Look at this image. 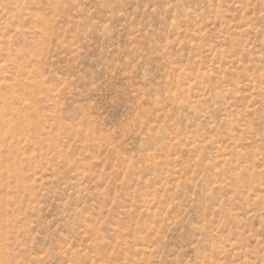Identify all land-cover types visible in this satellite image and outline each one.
<instances>
[{
    "label": "rangeland",
    "instance_id": "1",
    "mask_svg": "<svg viewBox=\"0 0 264 264\" xmlns=\"http://www.w3.org/2000/svg\"><path fill=\"white\" fill-rule=\"evenodd\" d=\"M0 264H264V0H0Z\"/></svg>",
    "mask_w": 264,
    "mask_h": 264
}]
</instances>
